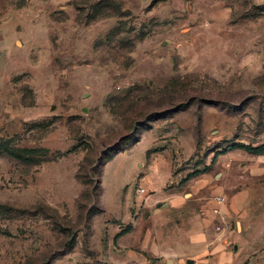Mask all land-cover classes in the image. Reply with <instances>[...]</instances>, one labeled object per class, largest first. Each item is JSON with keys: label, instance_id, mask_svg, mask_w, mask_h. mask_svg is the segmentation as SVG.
I'll return each mask as SVG.
<instances>
[{"label": "rangeland", "instance_id": "1", "mask_svg": "<svg viewBox=\"0 0 264 264\" xmlns=\"http://www.w3.org/2000/svg\"><path fill=\"white\" fill-rule=\"evenodd\" d=\"M236 145L264 146V0H0V264H120L194 173L264 264V154Z\"/></svg>", "mask_w": 264, "mask_h": 264}, {"label": "crops", "instance_id": "2", "mask_svg": "<svg viewBox=\"0 0 264 264\" xmlns=\"http://www.w3.org/2000/svg\"><path fill=\"white\" fill-rule=\"evenodd\" d=\"M193 177L184 184L177 182L170 191H162L167 183L154 180L153 187L162 191L151 195L142 213L132 223V231L117 241L116 261L120 264H233L234 251L230 250V231L219 226L214 210L226 214L233 204L226 207V200L219 204L207 199ZM207 181V180H205ZM210 181V180H209ZM207 181L205 190L211 187ZM165 183V184H163ZM220 191L214 188L212 193ZM188 195L191 197L188 198ZM225 198V197H224ZM224 212V213H223ZM230 213V214H231ZM160 218L153 225L154 217ZM232 215V214H231ZM223 222V220H221Z\"/></svg>", "mask_w": 264, "mask_h": 264}, {"label": "trees", "instance_id": "3", "mask_svg": "<svg viewBox=\"0 0 264 264\" xmlns=\"http://www.w3.org/2000/svg\"><path fill=\"white\" fill-rule=\"evenodd\" d=\"M159 118H161L160 115H155V116L151 117V118L149 119V121H154V120H157V119H159ZM233 148H236V149H244V150L248 151L249 153H251V154H256V155L264 154V146H261V147H258V148H253V147H246V146H244V145H236V146H234ZM226 152H227V150H223V151H222V153H224V154H225ZM212 164H214V162H213ZM197 175H198V174H196V173L191 174V175H188L187 178H186V182L189 181L190 179H192L193 177H196ZM131 227H132V226H128V228L124 229L120 234H118V235L116 236V239H119L121 236H123V235L129 233V231L131 230Z\"/></svg>", "mask_w": 264, "mask_h": 264}, {"label": "built area", "instance_id": "4", "mask_svg": "<svg viewBox=\"0 0 264 264\" xmlns=\"http://www.w3.org/2000/svg\"><path fill=\"white\" fill-rule=\"evenodd\" d=\"M139 193H140L141 195H146V190H145L144 188H141V189L139 190ZM216 201H217L219 204H222V203H224V198H223V197H218V198H216ZM214 214L220 216V217H221V220H223V222H225V218H224V216L220 214V211H219L218 209L214 210ZM216 229H217L218 231H220V230H221V227H220V226H217Z\"/></svg>", "mask_w": 264, "mask_h": 264}, {"label": "water", "instance_id": "5", "mask_svg": "<svg viewBox=\"0 0 264 264\" xmlns=\"http://www.w3.org/2000/svg\"><path fill=\"white\" fill-rule=\"evenodd\" d=\"M235 250H237V246H235ZM190 264L192 263V261L191 262H189Z\"/></svg>", "mask_w": 264, "mask_h": 264}]
</instances>
